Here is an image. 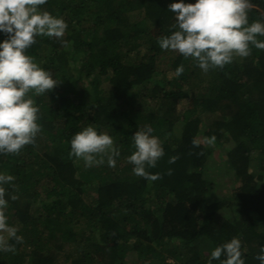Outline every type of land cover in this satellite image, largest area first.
Listing matches in <instances>:
<instances>
[{
  "label": "trees",
  "instance_id": "obj_1",
  "mask_svg": "<svg viewBox=\"0 0 264 264\" xmlns=\"http://www.w3.org/2000/svg\"><path fill=\"white\" fill-rule=\"evenodd\" d=\"M171 2L41 6L65 18L67 43L37 37L27 51L61 83L29 93L39 106L35 143L0 154V171L15 176L14 186L5 185L9 223L23 237L10 241L14 251L0 252V264H206L211 250L232 237L246 249L245 264H259L264 50L253 46L241 61L204 72L158 44L175 23ZM256 19H264V0H252L249 20ZM88 124L113 136L121 153L115 167L106 160L85 167L69 155L71 138ZM146 124L165 150L147 169L159 174L156 180L135 175L126 159L135 150L132 135ZM172 156L178 158L169 163ZM212 159L224 161L233 177L225 188L207 175L218 166Z\"/></svg>",
  "mask_w": 264,
  "mask_h": 264
},
{
  "label": "clouds",
  "instance_id": "obj_2",
  "mask_svg": "<svg viewBox=\"0 0 264 264\" xmlns=\"http://www.w3.org/2000/svg\"><path fill=\"white\" fill-rule=\"evenodd\" d=\"M48 0H0V154L19 153L27 144L35 143L41 131L39 106L30 92H51L61 82L41 67L28 54L37 37H55L63 41L68 23L64 17L42 8ZM252 0H172L168 10L174 14L175 23L166 34L158 36L164 50L178 52L192 58L204 72L223 68L235 57H247L252 47L264 50V19L249 20ZM184 71L183 64L175 69L176 75ZM150 125H144L132 135L134 151L126 157L134 167L133 173L148 180L159 174L147 169L155 167L164 155L160 138L153 134ZM215 135L208 138L212 144ZM192 143L200 141L193 138ZM70 156L84 161L85 167L104 164L115 167L121 155L113 136L88 124L76 132L70 141ZM178 157L169 158L174 163ZM169 169V174L171 173ZM15 176L0 171V252L14 251L11 240L22 241L17 226L9 223L7 208L9 198L5 185H12ZM14 186V185H12ZM11 199H16L11 195ZM239 237H232L211 250L206 264H245ZM259 264H264V244L256 254Z\"/></svg>",
  "mask_w": 264,
  "mask_h": 264
},
{
  "label": "rangeland",
  "instance_id": "obj_3",
  "mask_svg": "<svg viewBox=\"0 0 264 264\" xmlns=\"http://www.w3.org/2000/svg\"><path fill=\"white\" fill-rule=\"evenodd\" d=\"M142 50H144V49H142ZM241 59H242V57H235L234 58V60H239V61H241ZM202 78L203 77H205V74L203 73L202 74V76H201ZM184 108V106H183V103L180 101L178 104H177V107H176V110L177 111H182V109ZM225 152V151H224ZM223 157V156H222ZM226 161V160H225ZM79 163L80 164H85L84 163V161L81 159V160H79ZM212 164H215V165H218V166H216L215 168H214V166L212 165ZM211 165L213 166V168L211 167V170L209 171V173H207V175L209 176V177H213V179L215 180V181H217V182H223V184H225L224 185V188H225V186L226 185H228V184H230L229 182H230V180H232V176L230 175V173H229V171H228V167H226L225 166V162L223 161V162H218V164L216 163V160L214 161L213 159H212V162H211ZM210 167V166H209ZM216 168H218V169H216ZM253 170H255V171H257L258 169H257V167L256 168H252ZM229 176H231V177H229ZM228 179H230V180H228Z\"/></svg>",
  "mask_w": 264,
  "mask_h": 264
}]
</instances>
